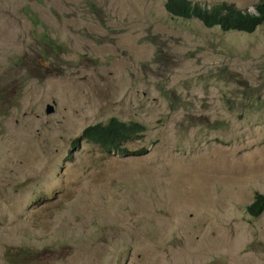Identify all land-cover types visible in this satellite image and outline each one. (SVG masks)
I'll use <instances>...</instances> for the list:
<instances>
[{"label": "rangeland", "instance_id": "374dc122", "mask_svg": "<svg viewBox=\"0 0 264 264\" xmlns=\"http://www.w3.org/2000/svg\"><path fill=\"white\" fill-rule=\"evenodd\" d=\"M0 86V264H264V24L208 28L165 0H0ZM112 116L139 121L131 149L148 151L75 140Z\"/></svg>", "mask_w": 264, "mask_h": 264}, {"label": "trees", "instance_id": "16d2710c", "mask_svg": "<svg viewBox=\"0 0 264 264\" xmlns=\"http://www.w3.org/2000/svg\"><path fill=\"white\" fill-rule=\"evenodd\" d=\"M166 7L176 15L199 18L208 27L221 26L224 30H239L253 32L258 25L264 22V0L257 4V14L241 10L234 4L227 2L214 4L212 6H201L199 3H193L191 0H167ZM0 89H3L0 86ZM249 92H246V94ZM0 99L11 103L13 100L0 94ZM14 99V98H13ZM5 111H8L5 105ZM138 124L136 120L126 121L119 117L112 116L108 122L98 121L89 124L83 131V137L90 142L100 145L108 151H119L121 148L110 146L113 140L124 142L136 137L132 127ZM262 202L258 201L254 208H259Z\"/></svg>", "mask_w": 264, "mask_h": 264}, {"label": "clouds", "instance_id": "9594fccd", "mask_svg": "<svg viewBox=\"0 0 264 264\" xmlns=\"http://www.w3.org/2000/svg\"><path fill=\"white\" fill-rule=\"evenodd\" d=\"M166 1L167 0H165V7H166ZM193 3H199L201 6H212V5H214V4H219V3H224V2H218V3H211V4H204V3H201V2H199V1H194V0H191ZM261 0H259L258 1V3L260 2ZM226 2V1H225ZM227 3H229V2H227ZM257 3V4H258ZM229 4H234V3H229ZM257 4L255 5V10L254 11H251V10H248V9H243V8H240V7H238L237 5H235L237 8H239V9H241V10H246V11H248V12H251V13H254V14H257ZM166 9L168 10V8L166 7ZM168 12L170 13V14H172V15H176V14H173V13H171L169 10H168ZM177 16H180V15H177ZM181 17H184V16H181ZM191 17H195V16H191ZM195 19H197V20H200L199 18H195ZM201 21V20H200ZM202 22V21H201ZM203 23V22H202ZM262 24H264V22L262 23ZM262 24H260V25H258V27H260ZM203 25L205 26V27H208L207 25H205L204 23H203ZM216 27H220L223 31H226V32H229V31H238V32H244V33H253V32H255L256 30H257V28L253 31V32H246V31H239V30H224L221 26H215V27H208V28H216ZM111 67H110V69H116V70H118L119 71V73H118V75H116V78L117 79H119V81L121 80H123L124 78H126L127 77V72H126V70H125V68L123 67V66H120V65H117V64H114L113 62H111V65H110ZM124 87V85L123 86H119V87H117V88H114V89H122ZM246 92H249V93H247V94H250V93H254L252 90H246V91H244L243 92V95H247L246 94ZM58 102V100L56 99H53V101H52V103H48L47 104V112H48V109H49V107L50 106H53L54 107V109H53V111L51 112V113H49V114H53L54 112H55V107H56V103ZM112 118V117H111ZM110 118V119H111ZM110 119H106V120H102V122H108ZM96 122H98V121H96ZM138 122V124H133V125H131L130 127H132L133 129H134V131H135V133H136V137L135 138H139V137H141V136H143V134L140 132V122L139 121H137ZM93 123H95V122H93ZM89 124H92V123H89ZM89 124H87L86 126H88ZM85 126V127H86ZM85 127H84V129H85ZM84 129L82 130V132H81V134H80V136L78 137V138H76L75 140H77V142H81L82 140H86L87 142H90V141H88L86 138H84L83 137V131H84ZM135 138H133V139H130V140H127V141H124V142H117L116 140H113V143L112 144H109L110 146H117V147H119V148H121V150H119V151H114V150H112L114 153H123V154H125V155H129V154H144L145 152H147L148 151V148L147 147H139V148H136V149H131V146L136 142V140H134ZM92 143H94V142H92ZM94 144H96V143H94ZM98 145V144H97ZM100 146V145H99ZM101 147V146H100ZM102 148V147H101ZM104 149V148H103ZM105 151H107V152H112V151H108V150H106V149H104ZM258 201H260V202H262V204H261V206L259 207V208H254V210H253V207H254V205L258 202ZM250 210L252 211V213H251V215L252 216H254V217H258V216H260L263 212H264V195H262V194H259L258 196H257V199H256V201L253 203V205H251V207H250ZM80 226H81V229L82 230H80V231H76L77 232V234H78V236H81L83 239H82V241H83V243H84V245L85 244H87V241H88V237H86L87 236V234H88V232H89V230H90V228H89V226H88V224H85V223H82V224H80V223H78ZM142 246V244L141 245H139V247H141ZM67 256V254L66 253H63L62 255H61V257H66ZM42 260H48V261H50V264H56V263H53V261H52V259H42Z\"/></svg>", "mask_w": 264, "mask_h": 264}, {"label": "water", "instance_id": "95a60500", "mask_svg": "<svg viewBox=\"0 0 264 264\" xmlns=\"http://www.w3.org/2000/svg\"><path fill=\"white\" fill-rule=\"evenodd\" d=\"M54 107L53 106H50L49 109H48V112L51 113L53 111Z\"/></svg>", "mask_w": 264, "mask_h": 264}]
</instances>
